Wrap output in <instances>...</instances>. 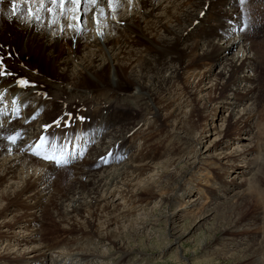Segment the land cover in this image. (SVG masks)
Instances as JSON below:
<instances>
[{
    "label": "bare ground",
    "instance_id": "6f19581e",
    "mask_svg": "<svg viewBox=\"0 0 264 264\" xmlns=\"http://www.w3.org/2000/svg\"><path fill=\"white\" fill-rule=\"evenodd\" d=\"M257 1L264 5V0H245L243 4L240 0H113L112 7H109L108 0H95V3L81 0L79 5L68 3L66 0L63 8L58 4L52 5L46 2L45 9L37 13L40 19L36 20L28 17L27 13L29 8L36 11L39 7L38 2L29 4L17 2L14 12L13 0H0V63L4 65L6 72L11 73L0 75V199L2 196L8 200L7 206L3 203L6 206L5 214H2L3 218L12 213L11 207L22 197L34 202L27 209L30 213L18 220L23 222L26 218L25 222H38L37 215L40 210L44 213L43 206H54V220L55 216H59L64 219L62 221L70 223L73 215L84 217L90 214L88 212L91 210L94 213L101 211L103 205L105 210L109 211L116 207L106 203V198L112 196L113 190H110L112 187L120 188L125 195L138 196L144 192L149 193L157 183L153 179L156 172L147 175L146 181L135 184L133 182L141 170L152 167V164L138 163L137 160L140 158H137V150L135 151L137 139L126 136L136 125H132V122L127 125L122 123L119 112L110 114L108 112L113 104L117 107L120 103H130L133 110H136L134 107L137 110L142 109L140 111L146 113V118L148 116L149 119H158L161 117V111L167 106L179 110L186 104L184 106L190 107L191 114L187 118V114L184 113V118L187 119L180 118L175 121L172 129L178 136L192 135L196 129L192 114L195 112V107L199 106L192 101L190 93L184 89L181 78L185 71L188 73L196 66L205 67L199 77L200 81L208 80V83H211L208 90L213 91L223 86L217 99L220 107L211 106L213 100L207 102L209 107L207 104L203 107V109L212 108H210V117L207 115L205 132L210 130L207 129L210 125L211 128L216 129L214 125L218 120L222 122L224 129L217 132L218 137L213 138L211 144L205 146L202 151L199 149L203 143L202 135L200 138L193 137L195 139L194 147L191 148L193 151L191 149L187 151L185 147L181 148L182 153L178 154L182 158L179 160L182 162L187 160V163L193 166L206 158L207 160L216 158L218 161L226 159V164H229L226 165L228 172H225L223 179L215 183V185L218 183L219 187L212 189L207 187L210 191L205 189L207 193H204L208 195L209 203L213 204L218 201L217 198L227 196L225 200L230 199L229 195L235 194L237 189H231L236 182V174L232 177L229 171L238 168L236 172L241 175L248 169L247 174L250 175L249 171L257 164L254 159V161L251 158L248 161L246 159L252 147L240 144L238 150L234 149L228 153L219 152L216 157L207 155L215 145L220 146L223 139L227 137L228 140L233 139L229 135L228 128L231 123L226 119L225 112L229 113L226 115L232 116L236 114L235 111L239 114L233 124L237 133L234 140L243 142L251 132L249 126L245 124L249 122V115L253 109H239V107H244L248 103L254 105L251 103L257 90L254 84L260 80L261 73L256 57H251L250 52L260 42L262 43L259 45L263 47L264 39L259 43L256 42L257 40L254 41L255 39L248 41L245 31L243 32L241 28L245 25L254 26L257 17L254 18L255 13L250 12L251 8L245 14L244 20L240 19L238 12L240 9H246L245 3L249 7ZM47 7L52 8L51 13L46 11ZM81 9L84 11L82 12ZM243 10H240V15L244 13ZM259 24L262 26L261 22ZM18 33L23 37L21 43L15 46L12 37ZM140 38L147 40L151 49L140 45L138 43ZM229 44L238 47L232 56L227 54ZM63 46H67V49L62 50ZM57 50L61 53L58 54ZM151 50L157 52L151 53ZM44 61L48 63L49 70L39 68ZM106 73L107 82H99L98 79ZM232 73L234 78L230 77ZM252 73L255 75H251ZM190 74L191 77L196 75L194 72ZM20 80H27L30 84L23 86L18 83ZM87 80L93 81L96 85L87 86ZM126 84L131 85V91L122 89ZM178 87L180 89H177ZM190 88L193 91L194 88ZM173 91L179 98L172 97ZM60 96H64L63 102L58 101ZM90 98L98 101L94 105L97 112L102 107L99 101L103 98L110 99L106 102L110 105L104 108L102 115L94 114L98 119L93 127L88 125L87 110L83 113H75L79 106L87 105V100ZM210 98L213 99L211 95ZM55 114L60 117L49 122L48 119ZM84 118H86L85 123H83ZM164 118V123L171 126L169 122L173 114ZM45 125L48 127L45 128ZM260 131L262 134L264 128ZM9 136L16 137V142L12 143L8 140ZM41 137L44 141H41ZM89 140L94 142L95 146L90 144ZM215 141L218 142L212 145ZM74 147H77L75 149L80 147L81 152L78 153L77 150L73 157L68 152ZM34 148L49 155L62 153L68 160L65 165L70 167L60 169L65 165L58 167L42 156L35 155ZM111 149H114L113 154L105 155V160L99 168L94 167L93 162L86 158L87 151H91L90 154L95 155L97 159ZM97 150H101V154H97ZM84 154L85 161L78 163ZM169 162L173 163V160ZM167 163L168 160L161 161L153 165V168H167L169 166ZM180 175H183L182 172ZM50 179L52 182L54 180V183H48ZM254 179V177L248 178V186H251L248 188V194L250 192L252 196L256 192L258 195L263 192L258 191L256 185L252 187L255 184H252L255 182ZM246 182L244 181V184ZM104 186L107 189H102ZM184 188H182L185 190L183 194L194 190V187ZM58 192L63 194L62 200L56 195ZM202 192V189H199L198 194L201 195ZM198 194L185 201L186 209L177 208L170 218L181 217L184 211L187 212L189 208L198 206L196 204L200 198ZM87 196L91 199L88 203L85 201ZM171 198L172 196L167 202ZM145 214L143 210L139 211L138 217ZM16 218L17 216H14V219ZM100 223L104 224L102 221ZM88 225L86 228L93 230L92 223L88 222ZM8 226L5 224V227ZM240 227L234 229L238 230ZM94 230L100 233V230ZM36 248H33L31 256L18 257L16 261L14 260V264H45V259L49 256ZM6 252L9 254L10 250L6 249ZM76 252L80 251L76 250ZM82 254L71 251L64 257V264H74L73 261L77 264H87L89 261ZM74 258H78V261ZM52 264L61 263L53 259Z\"/></svg>",
    "mask_w": 264,
    "mask_h": 264
},
{
    "label": "rangeland",
    "instance_id": "374dc122",
    "mask_svg": "<svg viewBox=\"0 0 264 264\" xmlns=\"http://www.w3.org/2000/svg\"><path fill=\"white\" fill-rule=\"evenodd\" d=\"M244 5H246V9L243 8L245 11L240 9L244 11V13L242 12L243 14L240 15L241 11L238 9L240 19L244 20V17L246 18L245 14H247L251 8L250 12L254 11V18L257 17L254 21L256 22V27L255 25L248 27L242 26L241 30H243V32L245 31L244 33L248 37V41L255 39L254 41L257 40L256 42L259 43L264 39V5L258 1L249 7L247 3ZM258 14L260 17H258ZM250 17L252 18V16ZM260 22L262 26H260ZM22 37L20 33L12 37L14 41L13 44L15 46L19 45L22 41ZM138 43L143 47H151L150 43L143 38H140ZM261 43L262 42L259 44ZM259 44V47L255 46V51L253 50L250 52L252 55H250L251 57H256L261 73L260 80L254 84L257 89L253 102L251 101L254 105L248 103L245 104L244 107H239V109L247 108L248 110H254L251 112L249 111L251 113L249 115V122L245 124L249 126L248 128L251 132L243 142L234 140L236 139L235 137H237V133L233 124L239 114L235 111L236 114L234 113L235 115L232 116L226 115L229 113L225 112L224 115L227 116L226 119L231 123L228 128L229 135H231L233 139L228 140L227 137L223 139V144L221 142L220 146H211L213 148L207 155L208 157H216L219 152H232L234 149H240V144L252 147V151L246 159L247 161L250 158L252 160L254 159L257 161V164L253 170L249 171L251 172L250 175L249 173L247 174L248 169L245 171V174L241 175L236 172L239 170L238 168L229 171V175L232 177L236 174V182L231 189H237L235 194L229 195L230 199L225 200L227 196L225 198H217L218 201L213 204L209 203L210 200L208 195L205 194L207 193L205 189L210 191V188L219 187L218 183L217 185H215V183L225 177L226 168L228 167L226 165H229L226 164V159H220L218 161L216 158H209V160L206 158L193 166L187 163V160L185 162L179 160L182 158L180 157L182 153L181 148L185 147L188 151L194 147L193 141L195 139L193 137L200 138V135H202L201 140L203 143L199 148L200 151H202L205 146H209L211 142L218 137L217 132L224 129L222 127V122L218 120L214 125V127H217L216 129L211 128L210 125L209 127L207 126V129L210 130L205 132L206 121L212 108L203 109V107L207 102L212 100L214 102L211 106L214 105L216 108L220 107V104L217 103V99L220 97L223 86H219L218 89L213 91H210V89L208 90L211 83H208V80L200 81L199 77L203 70H205V67L196 66L195 69L190 70L188 73L185 71L181 78L185 87L184 89L190 93L192 101H194L197 106L201 107H195V112H192L193 123L196 125V129L192 135L178 136L172 129V125L175 121H178L180 118L186 120L191 114L190 107L185 108L184 105L186 104L182 105L179 110H174L172 109L173 107L167 106L165 110L161 111V117L158 119H149L148 116L146 118V113L140 111L142 109H138V111L137 108L134 107L136 110H133L132 104L130 103H120L117 107L113 104L108 112L109 114L119 112L122 123L127 125V123L132 122V125H136L126 136H133V139H137L135 151L137 150V158H140L137 160L138 163L152 164V167L146 170L143 169L144 171L141 170L133 182L135 184L143 180L146 181L147 175L156 172L154 178L152 177L157 181L155 187H152L149 193L144 192L138 196L125 195L124 192H121L120 188L112 187L110 189L113 190L111 193L112 196L106 198V203L113 204L116 207L111 208L109 211L105 210V205H103L100 208L103 213H101V211L94 213L91 210L88 212L90 214L84 215L85 218L83 216L77 217L73 215V218H70V223L62 221L64 219L59 218V216H55L54 220V206H43L44 213L40 212L41 210L39 211L37 215L38 222H25L26 218L23 222L22 220H18L30 213L27 209L34 202L26 200L25 197L19 199L20 201H17L13 207H11L13 210L12 213H10V215L7 214L8 216L4 215L6 217L3 218L2 214H5L8 200L1 196L0 200L4 202L0 201V264H14L16 261L15 259H18V257L21 258V256L27 258L31 256L30 253L34 247H37L36 250H41L46 256H49L45 259V264H52L53 259L59 260L61 264H64V257L69 255L71 251L72 253H83V257H86L87 261H89L87 264H264V137L262 136L264 132L262 134L260 133L261 128H264V49H262L264 46L262 47V45ZM63 48L67 49V46H63L62 50ZM236 49H238L237 46L229 44L227 47V54L232 56L236 52ZM152 52L157 51L151 50V53ZM57 53L59 54L61 51L57 50ZM57 53H55V56ZM3 57L6 59L9 58L6 56ZM39 68L43 70L50 69L46 61L42 62ZM190 72H194L196 75L191 77L192 73L189 75ZM251 75H255V73ZM106 76L107 73L99 78L98 81L107 82ZM230 77L234 78V73H232ZM88 85L94 86L96 84L91 80H87V86ZM190 87L194 88L193 91ZM122 89L124 91H131L132 87L126 84ZM177 89H180V87ZM223 91L225 92V89ZM171 95L176 99L179 98L174 91L171 92ZM209 95H211L213 99H209ZM199 96H202L200 97L201 99ZM63 100L64 96L58 98L60 102H63ZM109 100L108 98L100 100L99 103H102V107L98 110L99 112H97L94 105L98 101L90 98L87 100V105H82L83 107L79 106L80 108L75 110V113H83L84 110H87V119H89L87 120L89 121L88 125L93 127L92 125L96 123L98 119L94 117V114L97 113L98 115H102L104 108L110 105V103H106L109 102ZM207 107H209V104H207ZM180 111L182 114H180ZM184 113L187 114V118H184ZM171 114H173V118H171L169 122L171 126H168L164 123V117ZM59 117L60 115H52L48 121L53 122ZM85 120L86 118L83 119V123H85ZM120 134H122V132ZM187 137L188 139H185ZM217 142L218 141L213 142L212 145ZM91 143L95 146L94 142H90V144ZM75 148L77 147H74V149ZM74 149H69L68 152V154H72L73 157L77 150L79 151L78 153L81 152L80 147L79 149ZM101 150H97V154H101ZM113 150L114 149H111L97 159L95 155L90 154L91 151H87V157L84 154V157L78 163H81L82 160L87 158L93 162L94 167L96 166L99 168L105 160L104 156L107 154L111 156ZM191 150L193 151V149ZM240 158H238L239 161H241ZM167 160V164H169L167 168H153V165L161 161L167 162ZM169 160H173V163H170ZM236 164L240 165L245 163ZM67 167L70 166L65 165L60 169L64 170L67 169ZM233 171L236 173H232ZM181 172L183 174L182 176L180 175ZM67 173H69L68 170ZM250 177L255 178V182H252V184H255H253L252 187L256 185L258 191H263L261 193L262 196L261 194L258 195L257 192L256 194L254 193V196H252L250 192L248 194V188L250 186H248V178ZM256 178L258 181H256ZM244 181H247L245 183L246 185ZM106 182L108 183V180H106ZM256 182H260L258 186ZM48 183H54V180L52 182V179H50ZM175 187L176 189L173 190ZM188 187H194V190L190 191L188 194H183L185 190H182V188L186 189ZM102 189L107 188L104 186ZM199 189H202V194L205 193L203 195H200V193L198 194ZM221 193L222 192H220V194ZM197 194L200 196L196 203L198 206L191 207L190 205L191 208H189L187 212L184 211L181 217L179 216L174 219L170 218L172 212L177 208L186 209L185 201L194 198ZM56 195L58 198H61V200L64 197L60 192ZM170 196H172V198L167 202ZM90 200L89 196L85 198L87 203L90 202ZM27 203L28 206H26ZM142 210L144 214L146 213L145 216L138 217V212ZM110 215L114 217L112 218ZM14 216H17V218L14 219ZM49 219L52 220L50 221ZM101 221L104 223L103 225L100 223ZM88 222L92 223L93 230L86 228L89 226ZM5 224L9 226L5 227ZM239 226L241 227L238 230L234 229ZM94 229L100 230V233ZM105 245L107 246L104 247ZM6 249L10 250L9 254H6ZM76 250L80 252H76ZM51 256L53 259H51ZM74 259L78 261V258ZM72 263L77 264L74 261Z\"/></svg>",
    "mask_w": 264,
    "mask_h": 264
},
{
    "label": "snow or ice",
    "instance_id": "6c2138e0",
    "mask_svg": "<svg viewBox=\"0 0 264 264\" xmlns=\"http://www.w3.org/2000/svg\"><path fill=\"white\" fill-rule=\"evenodd\" d=\"M17 2H21L23 4H29V3L38 2L39 7L36 9V11H33L31 8H29L27 14H28V17H30L31 19L39 20L40 17H39V15L37 13L40 10H44L45 9V3L46 2L49 3V4H52V5H57L58 4L61 8H63L66 0H13V11L14 12H15V4ZM67 2L71 3V4L79 5L81 3V0H67ZM85 2H87V0H85ZM92 2L95 3V0H92ZM240 2H241V4H243L245 2V0H240ZM108 3H109V7H112L113 0H108ZM46 11L51 13L52 12V8L51 7H47ZM81 11L83 12L84 10L81 9ZM71 26L72 25H69V27H71ZM245 27H246V25H245ZM6 74H11V73L6 72L5 68H4V65L2 63H0V75H6ZM18 83L23 85V86H28L30 84V82L27 81V80H20V81H18ZM44 127L47 128L48 125H45ZM7 139L10 140L12 143L16 142V137H14V136H9ZM41 141H44L43 137H41ZM37 147H39V146H37ZM33 152H34L35 155L42 156L43 159L55 163L58 167L59 166H63V165L68 163L67 158L62 153H60V154L53 153V154L49 155L47 153H41L40 151H37L35 148L33 149Z\"/></svg>",
    "mask_w": 264,
    "mask_h": 264
}]
</instances>
